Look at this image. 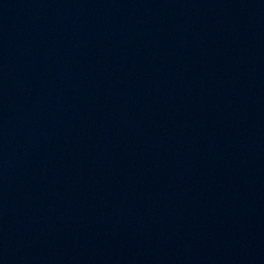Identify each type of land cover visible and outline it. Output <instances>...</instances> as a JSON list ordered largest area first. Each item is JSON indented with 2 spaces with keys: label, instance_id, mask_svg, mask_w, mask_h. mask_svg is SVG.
I'll use <instances>...</instances> for the list:
<instances>
[{
  "label": "water",
  "instance_id": "1",
  "mask_svg": "<svg viewBox=\"0 0 264 264\" xmlns=\"http://www.w3.org/2000/svg\"><path fill=\"white\" fill-rule=\"evenodd\" d=\"M0 264H264V0H0Z\"/></svg>",
  "mask_w": 264,
  "mask_h": 264
}]
</instances>
